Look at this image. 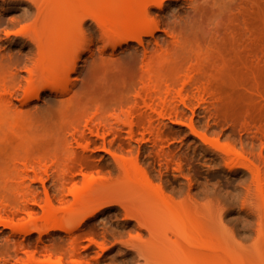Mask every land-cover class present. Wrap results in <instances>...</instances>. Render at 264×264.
I'll return each instance as SVG.
<instances>
[{
    "label": "rangeland",
    "instance_id": "rangeland-1",
    "mask_svg": "<svg viewBox=\"0 0 264 264\" xmlns=\"http://www.w3.org/2000/svg\"><path fill=\"white\" fill-rule=\"evenodd\" d=\"M12 1L0 0L1 95L11 89V82L4 80L7 60L1 58H17L29 51L23 38L14 33L30 22L21 20L27 4ZM146 8L148 14L139 24L154 19L159 26L154 35L146 37V43L154 48L158 40L157 54L165 57L161 62H149L152 67L146 84L165 86L178 80L172 86L177 102L181 78L201 64L202 80L214 81L217 89H210L200 101L192 97L194 88L187 85L189 100L177 103V115L170 111L164 117L155 114L151 134H138L123 150L120 143L128 142V127L121 137L109 135L108 141L115 139L113 145L104 147L100 141L88 149L90 158L78 168L76 180L61 191L51 177L57 172H53L56 161L61 169L68 162L64 139L70 124L84 111L88 115L97 108L113 120L119 115L123 121L135 117L129 103L142 87L133 74L137 65L130 62L137 42L113 48L101 41L97 24L88 20L83 39L92 40V52L83 53L77 71L70 73L75 86L67 96L73 98L69 105L47 103L49 91L36 98L38 86L17 91L8 108L0 101V208L6 210L0 219L12 216L24 203L31 212L13 216L24 229L0 225V259L17 243L19 256L9 258V264H181L173 255H143L149 232L128 216L131 208L126 210L125 201H136L134 185H147L148 179L153 191L159 190L172 207L188 217L189 232L205 253L212 256L217 251L216 259L208 264H264V0H147ZM119 21L126 24L128 19ZM227 42L237 48V58L229 67L231 57L216 48ZM252 42H256L255 49L245 55V46ZM102 60L120 65L125 74L120 72L118 80L111 77L105 86L89 81ZM20 71L25 82L23 64ZM52 83L60 89L64 86L61 80ZM85 117L80 119L83 123ZM113 154L132 157L134 181L131 178L125 183L118 176ZM19 155L44 157L42 165L54 166L50 179L27 180L31 192L14 185L21 178L11 169L25 158ZM85 178L93 179L96 188L107 179V188L124 201L99 202L85 215L69 212ZM32 193L39 196L38 203L26 201L25 195L29 199ZM49 209L55 216L48 223L45 215Z\"/></svg>",
    "mask_w": 264,
    "mask_h": 264
},
{
    "label": "bare ground",
    "instance_id": "bare-ground-1",
    "mask_svg": "<svg viewBox=\"0 0 264 264\" xmlns=\"http://www.w3.org/2000/svg\"><path fill=\"white\" fill-rule=\"evenodd\" d=\"M14 1L26 3L28 7L22 13L21 20L30 21L29 24L14 33L23 38L29 51L25 56L17 58L6 59V56L2 55L5 57V60L1 58L2 61L7 60L8 66V75L4 80L8 79L11 82V89L6 94H0V101L6 108L10 106V102H12L10 99L15 93H18L17 91L21 89L26 91L29 88H34V86H38L39 91L36 98H40L42 92L49 91L47 93L49 96L47 103L67 106L72 102L73 98L67 97L73 92L75 86V82L70 81V73L71 71H77L83 53H86V51L92 52V40L87 43L83 39L88 20H93L97 24L101 32V41L110 43L113 48L130 41H136L138 44L136 51L130 57V62L137 65L133 74L138 76L139 82L142 84V87L136 90V94L129 103L131 104L130 111L135 117L123 121L119 115L113 120L110 117L103 116L101 108H97L92 114L87 113L88 115H86L87 111L83 112L81 117L84 114L87 116V118H82L85 120L84 123L80 120L81 117L72 122L64 139V151L68 155V162L61 169V166H56V161L55 168L57 167V170L53 172L57 171V174L52 172L54 176L51 177L54 179L55 187H59L61 191L69 183L76 180L79 174L78 168L82 167L84 162L90 158L86 154L88 149L97 147L100 141L104 147L108 143L110 146L113 145L115 139L108 141L107 137L109 135L121 137V133L125 132L123 131L125 126L128 127L126 130L128 142L120 143V148L123 150L126 146L131 145L130 141L135 139L138 134H142V136L146 133L151 134L155 114L164 117L170 111V114L176 113L177 115L179 109L177 103L187 104L189 100L185 94L189 92L187 85L194 88L192 97L200 99V101L205 99L204 94L210 89H217L214 81L208 79L204 82L202 80L203 66L201 64H198L197 67L192 69L191 73L181 78L182 87L178 91L179 100L177 102L176 96H172V86L178 80H173L171 84L167 83L165 86L161 83L146 84L145 79L150 75L152 67L149 62H161L165 59L162 53L157 54L159 47H161L158 40L154 48H150V44L146 43V37L154 35L158 30V23L154 19H146L142 25L139 24L141 17L148 14L147 0H123L120 4H118V0H13L12 2ZM125 17L128 19L126 24L119 21ZM91 28L89 25V30ZM232 33L235 32L232 31ZM255 44L256 42H252L245 46V55L250 54L255 49ZM139 47H142L141 53L138 51ZM216 48L219 52L231 57V62H228L226 66H232L234 59L237 58L235 43L218 44ZM104 53L105 49H102L100 51L101 57ZM89 57L93 59L92 53ZM245 59L247 60L246 57ZM22 64L24 71L27 72L25 82L20 79ZM61 72L62 74H60ZM120 72L123 75L125 74L123 67L114 65L111 61L102 60L91 72L89 81H97L101 86H105L111 77L118 80L116 76ZM55 79L61 80L64 85L62 89L52 83ZM140 128H143V131ZM19 156L24 157L23 155ZM113 157L118 176H121L125 183H128V180L132 181L135 177L132 176V157L117 154H113ZM43 158L27 155L21 165L15 164L11 169V173L21 178V180L13 182V184L22 185L23 187H20L27 188L31 192L32 184L27 183V180L44 181L45 176H49L50 179V173L54 170V166L48 168V166L42 165ZM108 183L109 181L105 179L96 188L97 183L93 179L85 178L82 189L75 195L74 205L68 208V211L77 210L81 215H85L94 204L102 201L119 204L122 199L107 188ZM146 184H141L142 187H140L141 185H138V187L134 185L136 188L133 191V196L136 201H125V207L128 208L126 210L129 211L131 208L130 213L127 212V214L129 213L128 216L134 217L149 232L150 237L144 245L142 244L143 255L147 254L150 258H155L158 254L173 255L181 264H200V262L207 263L208 260H215L217 251L212 256L206 254L203 246L196 242L195 237L190 234L189 220L188 217L184 216V212L172 207L159 190L153 191L148 179ZM25 197L26 201L38 203L39 196L33 193L31 198L28 199L27 195ZM49 198L47 197V202L51 204L52 201ZM61 200H63V196H61ZM16 208L17 210L12 212V216H8L7 219H0L1 226H11L14 230L25 228L21 224H16L13 216L18 212L31 213L28 211L30 208L27 203ZM5 211V207L0 208V213ZM54 216L55 213L49 209L45 215L46 222H52ZM67 231L72 232L71 230ZM185 243L189 246L187 247ZM7 245L10 248L11 245L8 243ZM12 247L14 249L6 251V256L0 259V264H9V258L19 256L17 243ZM26 264H34V262H27Z\"/></svg>",
    "mask_w": 264,
    "mask_h": 264
}]
</instances>
